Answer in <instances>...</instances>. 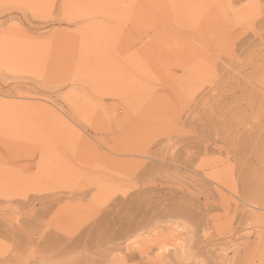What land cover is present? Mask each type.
Masks as SVG:
<instances>
[{"label": "rangeland", "instance_id": "374dc122", "mask_svg": "<svg viewBox=\"0 0 264 264\" xmlns=\"http://www.w3.org/2000/svg\"><path fill=\"white\" fill-rule=\"evenodd\" d=\"M0 264H264V0H0Z\"/></svg>", "mask_w": 264, "mask_h": 264}, {"label": "bare ground", "instance_id": "6f19581e", "mask_svg": "<svg viewBox=\"0 0 264 264\" xmlns=\"http://www.w3.org/2000/svg\"><path fill=\"white\" fill-rule=\"evenodd\" d=\"M122 2H123V0H122ZM131 2V4L133 3L132 1H130ZM160 2V1H159ZM158 2V3H159ZM119 3V2H118ZM132 5H134V4H132ZM119 6H120V3H119ZM127 7V6H126ZM139 8V7H138ZM116 9H117V7H116ZM128 9V8H127ZM140 9V8H139ZM118 10V9H117ZM138 11H140V10H138ZM120 12V11H119ZM122 12V11H121ZM93 38V37H92ZM93 42V41H92ZM93 53H95V52H93ZM92 57H94V56H92ZM95 58V57H94ZM97 58V57H96ZM136 71V70H135ZM50 105V104H49ZM48 105V106H49ZM52 106V105H51ZM50 106V107H51ZM54 108H55V106H54ZM52 109V108H51ZM58 111H59V108H58ZM61 114V113H60ZM56 117H57V114H56ZM62 118V117H61ZM59 124V123H58ZM65 126H67V125H65ZM111 148V147H110ZM116 148V147H115ZM111 151H113V150H111ZM120 151V150H119ZM92 153V152H91ZM116 153V152H115ZM130 154V153H129ZM58 155V154H57ZM91 155V154H90ZM98 155V154H97ZM91 158H93V157H91ZM122 163V162H121Z\"/></svg>", "mask_w": 264, "mask_h": 264}]
</instances>
